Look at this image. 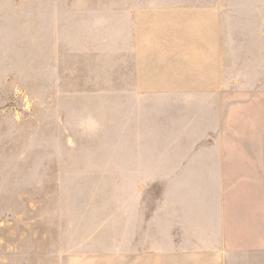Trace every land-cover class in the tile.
<instances>
[{
  "label": "rangeland",
  "instance_id": "rangeland-1",
  "mask_svg": "<svg viewBox=\"0 0 264 264\" xmlns=\"http://www.w3.org/2000/svg\"><path fill=\"white\" fill-rule=\"evenodd\" d=\"M127 1L0 0V264H264V0L214 94L138 79Z\"/></svg>",
  "mask_w": 264,
  "mask_h": 264
},
{
  "label": "crops",
  "instance_id": "crops-1",
  "mask_svg": "<svg viewBox=\"0 0 264 264\" xmlns=\"http://www.w3.org/2000/svg\"><path fill=\"white\" fill-rule=\"evenodd\" d=\"M158 1L126 2V26L128 24L131 31L130 48L136 57L138 79L202 80L203 87L191 84L192 89L202 88V92L170 93L214 94L210 90L217 89L216 82L226 77L228 31L236 37L239 30H251L259 16L258 1L189 0L181 3L169 0L171 2L166 4ZM176 55L179 60L162 63V57H170L167 58L170 60ZM171 85L176 86L172 89L179 90V85ZM150 94L162 93L153 91ZM217 229L221 232L219 226Z\"/></svg>",
  "mask_w": 264,
  "mask_h": 264
}]
</instances>
